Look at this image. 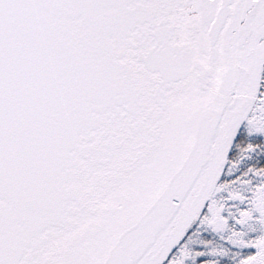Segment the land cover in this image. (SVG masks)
<instances>
[{"label": "snow or ice", "instance_id": "obj_1", "mask_svg": "<svg viewBox=\"0 0 264 264\" xmlns=\"http://www.w3.org/2000/svg\"><path fill=\"white\" fill-rule=\"evenodd\" d=\"M0 264H264V0H0Z\"/></svg>", "mask_w": 264, "mask_h": 264}]
</instances>
